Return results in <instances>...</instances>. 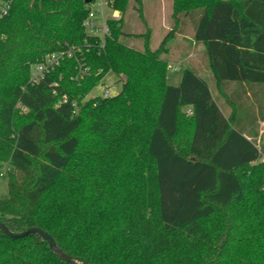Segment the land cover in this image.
I'll list each match as a JSON object with an SVG mask.
<instances>
[{"label":"trees","instance_id":"obj_1","mask_svg":"<svg viewBox=\"0 0 264 264\" xmlns=\"http://www.w3.org/2000/svg\"><path fill=\"white\" fill-rule=\"evenodd\" d=\"M0 4V222L85 264H264V0H173L155 50L144 0H115L105 39L85 0ZM190 30L202 60L173 85L170 42ZM108 73L120 93L84 101ZM0 264L70 263L0 230Z\"/></svg>","mask_w":264,"mask_h":264},{"label":"rangeland","instance_id":"obj_2","mask_svg":"<svg viewBox=\"0 0 264 264\" xmlns=\"http://www.w3.org/2000/svg\"><path fill=\"white\" fill-rule=\"evenodd\" d=\"M145 6L146 9L147 7L149 8V17H148V26L152 30V38H151V48L153 50L157 49L165 36L168 33V30L171 28V25L173 24L172 20V8H173V0H165L161 2V5L159 6L158 0H145ZM105 14L107 17L111 18L112 16V11L106 9ZM136 18V22H135ZM126 23H129L130 25L133 26V31L135 32H143L144 30V24L138 17L137 12L130 8L128 11V14L126 16ZM167 28V29H166ZM169 28V29H168ZM136 45L139 47H142L143 42L142 41H136ZM178 47H181L180 49ZM170 48L171 56L179 57L180 59L184 58L187 54H191L192 56H195L194 60L201 62L203 52H204V47L203 45H198L193 38L192 31L190 30L189 32H185L182 35H179L177 38L172 40L170 42ZM178 61H175L174 63H177ZM38 64V63H36ZM62 64V63H61ZM181 64V63H180ZM35 65V64H34ZM34 65L31 67V69L34 68ZM173 63H171V66L169 68V74L171 77L173 76ZM56 70V69H55ZM54 70V71H55ZM177 72V71H175ZM182 72H177L176 73V79L180 77ZM208 75L210 73H207ZM211 78V77H210ZM174 81V80H173ZM102 82L105 83V85H112L114 86V90L117 94L120 93L121 88H122V83L119 82V78L113 75L112 73H108L103 79ZM211 87L213 90L214 88V83L211 82ZM116 94V95H117ZM102 95L101 88L97 87L90 95H88L84 101H88L90 99H96ZM115 95V96H116ZM26 110L23 109L20 115L26 114ZM262 132H264V125H262L261 128ZM10 167L6 165L4 169L2 170V175L0 177V197H4L5 195L8 194V173L10 171ZM251 190H249V193Z\"/></svg>","mask_w":264,"mask_h":264},{"label":"built area","instance_id":"obj_3","mask_svg":"<svg viewBox=\"0 0 264 264\" xmlns=\"http://www.w3.org/2000/svg\"><path fill=\"white\" fill-rule=\"evenodd\" d=\"M114 1L115 0H94L89 4V15L84 22V26L90 34L99 36L103 39L110 34L109 20H120L121 18V15L116 13V10L112 8ZM106 9L112 11L111 18L106 16ZM8 11L9 4H0L1 16H6ZM62 58V55H50L47 56L43 62L35 64L31 71V83L39 84L48 73L60 65ZM176 69H179V66ZM114 86H107L104 82H101L99 84L102 92L100 97L110 98L115 96L117 93L114 90ZM64 101L67 102L66 96H64Z\"/></svg>","mask_w":264,"mask_h":264},{"label":"water","instance_id":"obj_4","mask_svg":"<svg viewBox=\"0 0 264 264\" xmlns=\"http://www.w3.org/2000/svg\"><path fill=\"white\" fill-rule=\"evenodd\" d=\"M92 0H85V3L90 4ZM0 230H2L5 234L9 235L12 238L19 239V238H25L29 235L36 234L41 236L44 240H46L52 250V252L61 260L70 263V264H85L81 263L79 259H75L72 256H69L66 254L56 243L55 239L45 230L41 228H30L24 232L21 233H13L9 230V228L0 222Z\"/></svg>","mask_w":264,"mask_h":264},{"label":"crops","instance_id":"obj_5","mask_svg":"<svg viewBox=\"0 0 264 264\" xmlns=\"http://www.w3.org/2000/svg\"><path fill=\"white\" fill-rule=\"evenodd\" d=\"M145 1V0H144ZM163 1H165V0H158V4H159V6L161 5V2H163ZM147 11H148V13H149V8L147 7ZM116 13H118V14H120L121 15V13L119 12V11H116ZM167 29V28H166ZM169 29V28H168ZM179 49L181 48V47H178ZM189 56H192L191 54L189 55ZM180 57V56H179ZM179 57H176V60L178 61L177 63H174L175 61H173V70H174V74H173V76L171 77L170 75H168V78H169V81H170V83L171 84H173V85H178L179 83H180V80H181V76L180 77H178L177 79H176V73L177 72H182V69H176L179 65H180V58ZM175 71H177V72H175ZM174 80V81H173Z\"/></svg>","mask_w":264,"mask_h":264}]
</instances>
